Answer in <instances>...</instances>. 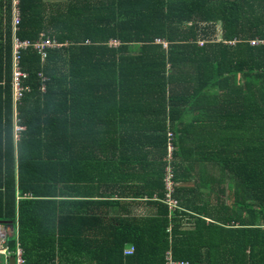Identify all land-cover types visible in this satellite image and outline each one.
<instances>
[{
    "label": "trees",
    "instance_id": "trees-1",
    "mask_svg": "<svg viewBox=\"0 0 264 264\" xmlns=\"http://www.w3.org/2000/svg\"><path fill=\"white\" fill-rule=\"evenodd\" d=\"M18 6L17 36L58 45L23 53L15 116L0 35V223L25 264H264V0Z\"/></svg>",
    "mask_w": 264,
    "mask_h": 264
},
{
    "label": "built area",
    "instance_id": "built-area-1",
    "mask_svg": "<svg viewBox=\"0 0 264 264\" xmlns=\"http://www.w3.org/2000/svg\"><path fill=\"white\" fill-rule=\"evenodd\" d=\"M12 49H13V97L15 103V116L17 115L16 106L24 97L26 90L29 91L28 87H25L24 80L27 78L28 74L22 70L21 61L23 53L26 49L34 48L38 51L39 55L42 56L43 60L47 56V48H53L58 46L54 41L41 39L40 41L32 42L30 40H23L17 36V32L20 30L21 24V12L20 7H18V0L13 1L12 7ZM256 42H253L255 44ZM264 45V40L259 42ZM112 44L117 45L116 42ZM163 44V47H166V44ZM39 77L43 79V74H40ZM22 127L16 125L15 135L18 138V134L22 131ZM172 150L171 145L169 146V152ZM167 193V203L169 208H176V200L171 198L172 192V182L171 175L166 176L165 178ZM11 236V230L0 223V257H4L6 264H8L10 258H14V264H25V258L23 255V250L19 244L15 250H12L11 245L9 244V238ZM133 252V247H129L124 251L125 255L131 254ZM165 264H188L186 261H175L173 260L172 252L168 250L165 254Z\"/></svg>",
    "mask_w": 264,
    "mask_h": 264
},
{
    "label": "crops",
    "instance_id": "crops-1",
    "mask_svg": "<svg viewBox=\"0 0 264 264\" xmlns=\"http://www.w3.org/2000/svg\"><path fill=\"white\" fill-rule=\"evenodd\" d=\"M13 1L14 0H11L10 1V3H9V5H10V7H9V9L7 8V3H8V0H2V6L0 5V35H1V31H3L4 33V35H2V36H4V38H5V36H6V33H7V31H5L6 30V28H7V26H8V23H9V21H10V36L12 37V19H13V14H12V7H13ZM18 4H19V0H18ZM8 5V6H9ZM18 7H20V6H18ZM20 12H21V8H20ZM10 16H11V20H10ZM23 40H28V39H23ZM41 91L42 92H45V88H42L41 89ZM14 111H15V103H14ZM16 111H17V106H16ZM14 114H15V112H14ZM15 137H16V135H15ZM17 138V137H16ZM190 179H192V178H190ZM196 178H195V176H194V180H195ZM188 199L189 200H192L193 199V196H189L188 197ZM199 201V200H198ZM200 202V201H199ZM11 230V229H10ZM12 231V230H11ZM17 232L18 231H14V233L17 235ZM43 231L42 230H40V231H38V232H36L35 233V235L33 236V238H32V241H34V242H37V240H38V238H39V236H40V234H41V238L43 237ZM12 235V234H11ZM18 239V237H16V240ZM19 243V242H18ZM37 256V255H36ZM11 259L12 258H10V260H9V262H8V264H12V262H11ZM0 264H6V261H5V258L4 257H0Z\"/></svg>",
    "mask_w": 264,
    "mask_h": 264
},
{
    "label": "rangeland",
    "instance_id": "rangeland-1",
    "mask_svg": "<svg viewBox=\"0 0 264 264\" xmlns=\"http://www.w3.org/2000/svg\"><path fill=\"white\" fill-rule=\"evenodd\" d=\"M54 1V0H53ZM218 37L219 39L221 38V34H220V29H219V32H218ZM174 210V208H171V211Z\"/></svg>",
    "mask_w": 264,
    "mask_h": 264
},
{
    "label": "water",
    "instance_id": "water-1",
    "mask_svg": "<svg viewBox=\"0 0 264 264\" xmlns=\"http://www.w3.org/2000/svg\"><path fill=\"white\" fill-rule=\"evenodd\" d=\"M11 262H12V264H14V263H15V260H14V258H12V259H11Z\"/></svg>",
    "mask_w": 264,
    "mask_h": 264
},
{
    "label": "clouds",
    "instance_id": "clouds-1",
    "mask_svg": "<svg viewBox=\"0 0 264 264\" xmlns=\"http://www.w3.org/2000/svg\"><path fill=\"white\" fill-rule=\"evenodd\" d=\"M32 42H33V41H32ZM26 50H27V49H26ZM26 50H25V51H26ZM25 51H24V52H25ZM39 56H40V55H39Z\"/></svg>",
    "mask_w": 264,
    "mask_h": 264
}]
</instances>
